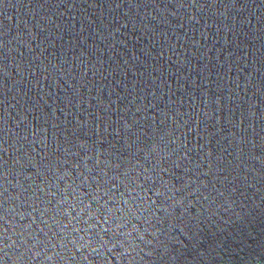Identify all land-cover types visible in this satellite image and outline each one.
<instances>
[{
  "label": "water",
  "instance_id": "1",
  "mask_svg": "<svg viewBox=\"0 0 264 264\" xmlns=\"http://www.w3.org/2000/svg\"><path fill=\"white\" fill-rule=\"evenodd\" d=\"M0 264H264V0H0Z\"/></svg>",
  "mask_w": 264,
  "mask_h": 264
}]
</instances>
